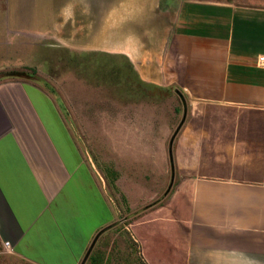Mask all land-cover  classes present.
I'll list each match as a JSON object with an SVG mask.
<instances>
[{"label":"crops","instance_id":"0c3cea01","mask_svg":"<svg viewBox=\"0 0 264 264\" xmlns=\"http://www.w3.org/2000/svg\"><path fill=\"white\" fill-rule=\"evenodd\" d=\"M174 3L159 39L135 35L114 52L141 84L187 99L173 191L149 209L151 121L131 114L108 136L94 131L91 158L64 96L0 79V239L21 258L81 264L122 224L149 264H264V0Z\"/></svg>","mask_w":264,"mask_h":264},{"label":"rangeland","instance_id":"374dc122","mask_svg":"<svg viewBox=\"0 0 264 264\" xmlns=\"http://www.w3.org/2000/svg\"><path fill=\"white\" fill-rule=\"evenodd\" d=\"M210 1L257 3L260 0ZM174 2L0 0V79L30 77L45 84L59 104L65 103L64 96L69 108L66 119L83 123L77 130L83 152L94 157L90 142L94 131L98 138L99 132L108 136L105 125L112 121L130 120L132 114L143 115L141 119L153 123L149 130L154 165L149 178V205L160 203L173 191L175 174L171 190L165 195L172 181L169 144L182 120L183 102L174 87L157 89L141 84L126 56L114 52L125 47L135 35L149 39L152 34L151 39H159L162 35L159 24L163 25ZM117 45L118 48L113 47ZM99 123L100 129L96 126ZM162 170L163 190L154 193L162 189ZM139 212L142 210L134 214ZM5 243L0 239V264H33ZM87 254L81 264H149L141 244L122 224L103 232L88 257Z\"/></svg>","mask_w":264,"mask_h":264},{"label":"water","instance_id":"95a60500","mask_svg":"<svg viewBox=\"0 0 264 264\" xmlns=\"http://www.w3.org/2000/svg\"><path fill=\"white\" fill-rule=\"evenodd\" d=\"M177 93L180 95V97H181V99H182L183 107H184V111H183L182 120H181L180 124L178 125L176 131L174 132V134H173V136H172V138H171V140H170V144H169V155H170V161H171V167H172V181H171V184H170L168 190L166 191L165 195H167V194L170 192V190H171V187H172V185H173V178H174V174H175L174 158H173V144H174V140H175V137L177 136L178 132L180 131L182 125L184 124V122H185V120H186V117H187V110H188V107H187V101H186L185 96H184L180 91H177ZM157 203H159V201L154 202L153 204L147 206V207L144 208V209H147V208H149V207H152V206L156 205ZM102 233H103V232H100V233L96 236V238H95V240H94V242H93V244H92L90 250L88 251V254H87L86 257H88V256L90 255L93 245L95 244L97 238H98ZM85 260H86V258L84 259V262H85ZM84 262H83V263H84Z\"/></svg>","mask_w":264,"mask_h":264},{"label":"built area","instance_id":"2783aa9c","mask_svg":"<svg viewBox=\"0 0 264 264\" xmlns=\"http://www.w3.org/2000/svg\"><path fill=\"white\" fill-rule=\"evenodd\" d=\"M260 63H264V56H262V57L260 58ZM5 246H6L7 248H11L10 242H6V243H5Z\"/></svg>","mask_w":264,"mask_h":264}]
</instances>
